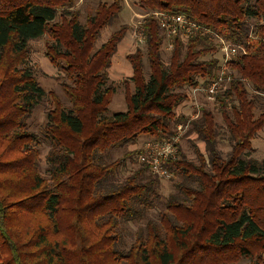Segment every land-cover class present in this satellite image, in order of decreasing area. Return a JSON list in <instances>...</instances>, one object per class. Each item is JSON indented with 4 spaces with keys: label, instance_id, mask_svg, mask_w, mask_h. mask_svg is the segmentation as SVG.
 <instances>
[{
    "label": "trees",
    "instance_id": "trees-1",
    "mask_svg": "<svg viewBox=\"0 0 264 264\" xmlns=\"http://www.w3.org/2000/svg\"><path fill=\"white\" fill-rule=\"evenodd\" d=\"M136 2L203 29L167 38L156 17L146 16L139 27L146 51L127 56V110L108 115L116 94L109 71L132 27L99 42L124 1L101 3L83 23L75 0H0V264H264V160L251 158L264 129V0ZM216 36L238 48L228 62L230 82L216 96L223 125L206 108L190 124L185 137L195 134L205 153L198 148L190 160L178 146V157L164 165L174 184L164 198L163 179L139 161L142 150L117 160L111 153L142 136L168 139L186 125L177 110L190 101L187 90L218 79L215 55L223 60L224 53ZM45 37L67 106L28 66L30 43ZM46 96L53 105L43 133L47 178L29 125ZM128 162L137 169L122 178ZM124 223H143L131 244Z\"/></svg>",
    "mask_w": 264,
    "mask_h": 264
},
{
    "label": "rangeland",
    "instance_id": "rangeland-1",
    "mask_svg": "<svg viewBox=\"0 0 264 264\" xmlns=\"http://www.w3.org/2000/svg\"><path fill=\"white\" fill-rule=\"evenodd\" d=\"M75 7L73 11H78L81 14V21L84 23L88 15L94 14L95 10L101 3L111 4L113 0H75ZM124 1V11L121 13L119 19L109 28H107L101 37L99 45L104 43L110 35L119 29L120 26L126 24L130 25L132 29L127 34L125 39L120 43L118 47V52L114 56L112 68L109 71L110 84L116 87V94L112 97L111 103L109 105L108 115H113L119 112H125L127 110V102L125 95V80L130 78L132 75L131 66L127 60V56L137 48H141L145 53V43L143 41L142 35L140 33L139 27L143 19L148 16V11L139 7L136 0H123ZM216 43L220 45L222 52H225L224 48H227L231 45L229 42L225 41L222 37H215ZM47 38L38 39L32 41L31 45V56L28 66L31 67L33 74L37 78L40 86L45 90L47 94L55 93L57 94L63 103L67 106L69 102L66 100L62 88L60 86L61 74L60 71L51 65L48 59L45 56V44ZM224 46V48H223ZM171 47L168 43L164 46V59L167 62L169 59ZM221 52L215 55L221 63L224 61L221 60ZM233 58V57H232ZM209 59V57H207ZM131 90H133V85H131ZM187 92L190 95V101L184 103L178 110L179 115L186 116V125L183 126V134L179 145H181L184 153L190 160H196L195 150L200 149L202 153H205L204 144L198 140L195 134H189L185 137L186 133L191 130L190 124L193 121L198 120L202 116V111L206 108L215 113L216 121L219 125H223L221 116L218 113V103L216 98L209 97L205 88L199 87L195 89H188ZM51 98L46 96L39 106L33 112L32 118L29 121L30 130L34 132L41 142L40 150L43 161L41 163V172L44 177L47 178V165L44 161L47 152L50 150V145L44 141L43 133L45 126L47 124V114L52 108ZM222 138L219 143V149L223 152L224 156L227 152L230 151L229 139L226 136L225 129L221 130ZM152 141L148 136H142L135 144H129L121 150H116L112 154L113 160L122 158L126 153L133 151L143 150L144 145ZM252 148L255 150L251 154V158L256 161L264 160V129L260 131L256 138L252 141ZM128 168L121 172L122 178H125L128 174L132 173L137 169L136 165L127 163ZM174 191V184L171 179H163L161 182L160 194L162 197L167 198ZM158 212H152L151 217L156 218ZM143 224H134V223H124L123 226L127 231V243L131 244L134 239V234L136 233L138 227ZM238 264H250V260H242Z\"/></svg>",
    "mask_w": 264,
    "mask_h": 264
},
{
    "label": "built area",
    "instance_id": "built-area-1",
    "mask_svg": "<svg viewBox=\"0 0 264 264\" xmlns=\"http://www.w3.org/2000/svg\"><path fill=\"white\" fill-rule=\"evenodd\" d=\"M153 15L159 21L160 27L165 31L167 38H172L176 33L182 32L190 34L198 32L203 28L190 22L183 15H174L170 13L154 12ZM171 47V45H170ZM224 48V46H223ZM225 57L221 69L218 74V79L212 82L208 88H205L209 97L216 98V96L227 87L230 82V68L228 62L232 57L236 56L238 48L229 46L224 48ZM183 134V126L179 125L175 135L165 140H152L144 145L142 153L139 155L140 163H145L150 166L151 171L162 179H169L171 175L168 170L164 168L165 164L171 160L176 159L179 153V142Z\"/></svg>",
    "mask_w": 264,
    "mask_h": 264
}]
</instances>
